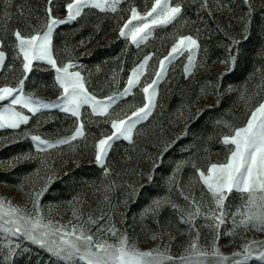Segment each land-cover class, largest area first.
Listing matches in <instances>:
<instances>
[{
    "label": "rangeland",
    "instance_id": "obj_1",
    "mask_svg": "<svg viewBox=\"0 0 264 264\" xmlns=\"http://www.w3.org/2000/svg\"><path fill=\"white\" fill-rule=\"evenodd\" d=\"M66 2L54 0L52 4L58 19L66 18ZM152 2L118 0L115 12L108 5L103 11L84 9L76 21L53 29L54 58L58 63H75L77 67L69 70L80 71L89 92L104 99L122 92L132 69L145 56H151L142 70L140 84L113 106L116 111L125 110L121 115H130L136 107L143 106L142 87L151 82L159 60L181 35H191L199 44L188 73H185L186 51L168 64L157 86L155 107L133 130L132 142L123 139L113 142L104 162L109 169L106 175L104 168L95 162L94 143L102 134H110V124L103 122L104 117L93 114L89 105L81 106L79 119L62 111L57 100L62 90L56 83L55 70L45 61L34 62L35 69L26 80L24 94L53 106L42 108L35 115L16 106L30 117L29 123L18 130H0V200L5 201V209L10 202L13 206H27L33 213L27 194L33 188L39 190L46 186L40 199L44 223H79L72 214L75 207L83 214V220L105 215V220L99 223L117 230L115 236L111 232L100 236L108 244H116L126 234L139 251L159 247L163 252L167 248L168 254L180 257L187 254L188 225L180 222L178 213L167 203L157 214H153L152 208L155 201L163 198L186 208L181 189L189 199L193 196L198 199L201 186L196 182L198 177L193 165L206 172L209 163L223 161L228 146L221 140L229 132L228 125L242 126L250 109L264 102V0H251V16L247 15L249 6L243 0H206V3L205 0H176L182 3L183 11L173 24L155 27L138 45L122 38L119 28L130 18L128 9L135 6L144 15L146 6L150 9ZM47 7V0H0V48L5 52V63L0 65V87L16 86L20 79H25L23 57L14 59L18 49L9 30L19 28L25 35H42L46 30ZM73 23L76 25L72 29L65 27ZM233 40L237 42L235 45ZM237 51L242 55L233 65L230 53L235 56ZM225 60L229 62L221 63ZM7 106L8 101L0 102V112ZM80 122L84 125L83 137L44 151H39L30 136L24 135L27 131L55 143L71 136ZM227 203L235 211L234 206L241 203V194L232 193ZM197 226L201 234L199 244L209 253L207 258H200L204 264L209 261L219 264L211 255L214 245L220 254L229 258L224 264H232L239 258L232 254L242 252V244L264 240V232L253 229L240 228L235 236L230 235L231 218L222 226L218 244L216 234L206 226L203 217L197 219ZM86 227L96 232V224L89 223ZM7 239L12 240L11 245ZM7 239L0 238V264H62L45 248L26 239ZM71 264L86 262L76 258ZM243 264H264V260L253 257Z\"/></svg>",
    "mask_w": 264,
    "mask_h": 264
},
{
    "label": "snow or ice",
    "instance_id": "obj_2",
    "mask_svg": "<svg viewBox=\"0 0 264 264\" xmlns=\"http://www.w3.org/2000/svg\"><path fill=\"white\" fill-rule=\"evenodd\" d=\"M10 2V0H9ZM54 0H47L48 7L45 9V29L43 34L25 35L17 28L8 32L10 37H14L13 44L18 49V54L14 59L23 57L22 74L25 79H20L16 86L5 84L0 87V102L8 101V106L0 112V130L20 129L21 125H27L30 117L23 111H18L16 106L27 109L33 115L42 108H51L52 103H44L40 99H33L31 95L24 94L26 80L35 69L34 62L45 61L56 73V83L62 90V95L57 98L60 102L61 110L70 113L73 117H80L82 105L91 106L92 113L104 117V123L110 124V134L103 135L94 143L95 162L104 168L107 175L109 169L105 166V158L116 140H127L132 142L133 130L137 124L146 120L152 113L156 104L157 86L167 72V66L172 59L184 55L187 51L188 65L185 66V73L193 64V52L199 48L196 39L191 35H181L171 46L162 59L159 60V67L155 71L154 78L150 83L142 87L143 106L136 107L130 115H121L125 110L122 108L116 111L113 106L118 105V100L127 97L132 93L133 88L140 84L142 70L145 69L151 56H145L136 67H134L127 78L126 86L117 95H109L104 99H98L94 93H90L86 87L87 81L80 71H70L77 65L73 62L58 63L53 55V29L57 25L74 22L81 17L82 11L86 8L100 9L103 11L106 5L112 12L116 11L115 4L118 0H67L64 5L66 18L58 19L52 10ZM206 3V0H205ZM248 5V16L252 15L251 0H243ZM130 18L119 28V35L133 44H139L148 38L149 33L155 27L173 24L182 14V3L169 0H153L150 9L146 6L144 15H140L137 8L132 6L128 9ZM20 15L24 12L21 9ZM31 15V14H30ZM11 19V14L8 15ZM136 22L133 24V22ZM249 25H245L247 31ZM235 45L237 42L232 41ZM241 53L237 51L235 56L230 57L233 65L241 58ZM71 61V57H70ZM229 61H221L227 64ZM5 63V52L0 48V65ZM234 70V69H233ZM112 109V111H110ZM246 122L242 126L228 125L229 132L222 135L221 142L228 146L225 159L215 163H209L206 172L197 168L196 181L201 186L200 197L193 196L189 199L181 189L180 194L187 201V207L181 208L170 198H163L154 202L153 214H157L161 206L167 203L176 211L180 217V222L188 225L190 241L185 255L173 257L168 254L166 248L161 252L160 248L150 251H139L125 234L118 238L116 244H108L100 239V236L111 232L114 236L117 230L114 226L104 227L99 221L105 220V215L99 218L88 217L82 219V213L78 208L73 207L72 214L76 221L69 224H54L52 221L44 223L41 215L40 199L46 191V186L33 191L28 195L33 213H30L27 206H13L8 202L7 209L4 208L5 201L0 200V233L4 236L0 238L19 237L26 239L53 254L62 264H71L76 258L85 261L86 264H164L171 261L172 264H204L208 251L199 244L200 231L197 226V219L203 217L206 226L216 234L215 241L218 244L221 228L228 218L233 221V228L230 235L235 236L237 230L243 228L245 231L253 229L264 232V102L250 109V114H246ZM25 138L30 136L36 148L44 151L47 148L55 147L59 144H67L85 135L84 125L78 123L71 136L65 137L55 143L42 139L39 135L30 132L24 133ZM167 150V149H165ZM180 165L177 166L179 170ZM175 173H173V178ZM151 179V177H149ZM50 179V178H49ZM173 183H176L174 179ZM179 187V184H177ZM241 194V203L232 205L227 201L232 193ZM107 199V196H105ZM77 203H80L77 200ZM239 217V219H237ZM96 224V232H91L86 225ZM71 227V231H69ZM194 233V235H193ZM156 237L153 236V239ZM9 245L11 239H7ZM18 246V245H17ZM242 252H234L235 259L232 264H243L250 258L264 260V240H249L241 245ZM11 251V249H10ZM211 255L216 258L219 264H224L228 257L219 253L218 246L214 245ZM209 264H212L209 261Z\"/></svg>",
    "mask_w": 264,
    "mask_h": 264
},
{
    "label": "trees",
    "instance_id": "obj_3",
    "mask_svg": "<svg viewBox=\"0 0 264 264\" xmlns=\"http://www.w3.org/2000/svg\"><path fill=\"white\" fill-rule=\"evenodd\" d=\"M76 23H73L71 26H65V27H68V28L72 29L76 25ZM71 35H72V32L71 33H68V38H70Z\"/></svg>",
    "mask_w": 264,
    "mask_h": 264
}]
</instances>
